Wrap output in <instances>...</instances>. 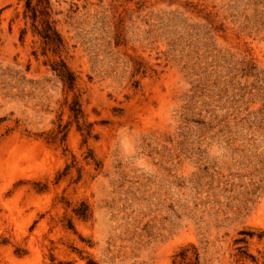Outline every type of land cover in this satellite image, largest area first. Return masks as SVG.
<instances>
[{
    "label": "rangeland",
    "instance_id": "374dc122",
    "mask_svg": "<svg viewBox=\"0 0 264 264\" xmlns=\"http://www.w3.org/2000/svg\"><path fill=\"white\" fill-rule=\"evenodd\" d=\"M0 264H264V0H0Z\"/></svg>",
    "mask_w": 264,
    "mask_h": 264
}]
</instances>
